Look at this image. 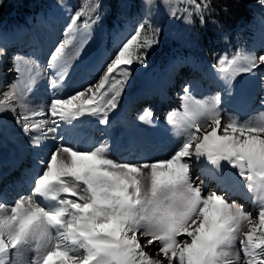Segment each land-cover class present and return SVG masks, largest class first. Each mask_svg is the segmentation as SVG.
<instances>
[{"label":"snow or ice","instance_id":"6c2138e0","mask_svg":"<svg viewBox=\"0 0 264 264\" xmlns=\"http://www.w3.org/2000/svg\"><path fill=\"white\" fill-rule=\"evenodd\" d=\"M163 2L170 16L189 23L193 17L203 23L211 7L209 0ZM259 3L264 6V0ZM144 5L150 15L155 0H144ZM100 7V0H92L70 15L46 67L19 55L13 58L10 70L17 77L0 93V112H11L28 136L36 170L27 195L11 204L0 197V264H14L12 257L32 246L37 252L33 264H264V112L240 119L224 109L222 99L231 95L237 76L256 75L264 54L239 50L218 56L212 68L223 87L197 99L185 84L180 119L168 114L181 137L172 152L164 159L121 163L110 157L105 140L79 146V118L90 115L109 125L132 65H146L160 30L145 16L95 67L85 47L101 19ZM4 54L0 48V57ZM78 67L95 72V79L68 92L70 71ZM40 80L47 82L49 100L30 108L28 96ZM153 117L145 108L138 119L151 125ZM49 139L51 148L45 144ZM197 168L224 191L205 193L200 177H194ZM237 183L257 206L255 215L226 198Z\"/></svg>","mask_w":264,"mask_h":264},{"label":"rangeland","instance_id":"374dc122","mask_svg":"<svg viewBox=\"0 0 264 264\" xmlns=\"http://www.w3.org/2000/svg\"><path fill=\"white\" fill-rule=\"evenodd\" d=\"M109 1L110 0H100L101 7L99 9V14L101 19L93 26L91 38L85 47V52L88 53L86 58L88 62L95 67H99L109 58L121 43L134 32L136 27L143 22L145 16H148L154 27L160 30L157 35L159 43L148 49L146 65H132V76L124 91L126 95L123 93L124 95H122L120 100L121 108L127 109V112L130 113V118L127 123L128 127L149 137L153 140V142H151L155 144L157 138L168 136L169 133H161L153 129L152 124L149 125L140 122L138 116L142 112L132 111V107L136 109L141 103L147 102V99L144 98L149 96V92L153 90L156 93L162 94L164 88L167 86H169V88H166V92L169 96L177 100L178 105L182 104L180 97L185 84L190 85L191 90L197 89L203 92V95L200 97L204 99L220 90L223 87V82L217 79L216 70L212 68V65H209V72L211 75L207 73L201 74L199 72V66L202 65L198 63L196 65H188L186 63L179 64L177 61L172 62L171 60L174 58V55H170L168 59L164 62H159L158 65L154 64L156 57H161L160 54L165 52L167 47L170 49L173 48L174 42L178 43L181 51L185 50L187 52H191L192 47L196 45L189 30L190 23L182 16L180 18L170 16L169 7L163 0H155V6L152 7L150 15L145 8L144 0H117L115 9L111 10H109ZM91 2L92 0H0V15L4 16L9 13L10 8L24 10V13L19 19L20 21L16 23L12 24L6 22V19H0V24L4 26L3 30L0 29V48H3L5 51L3 57H0V93L6 91L8 86L16 80L17 73L10 70L13 67L14 57L19 55L25 59H31L37 62L42 68L46 67L43 59L47 61L49 52L53 49V46L62 40L60 35L64 25L68 23L70 15L82 6L86 9L87 5ZM256 4V18L249 26L252 32L251 36L242 42L237 51L243 50L245 52H254L259 55L264 54V6L259 3V0H256ZM177 6L183 7V5ZM49 19L53 21V27L51 28H48L45 23V21ZM83 19L84 17H81V22ZM33 21L35 22L34 29L38 35H34V37H37L38 42H36V38H34L35 41L32 40L29 46L21 50L14 49L13 46L8 45L13 40L14 34L15 36L20 33L24 34L25 30L30 29L29 26L32 25ZM148 34H151L150 31ZM18 37L19 36L16 38ZM197 46H199V43ZM90 52H93V54ZM175 54H178V52H175ZM231 54L233 53H229V55ZM75 63L79 65V62ZM95 76V72H85L78 67L77 70L70 71V77L66 82V86L69 88L79 84L87 86V82L89 80L90 82L94 81ZM261 77H264V65L256 70V75L242 73L237 76L233 81L231 95H222L224 109L229 114L239 117L237 113L251 109L256 104L260 105L261 100L264 99V87L261 86ZM180 83H183V85L179 86ZM133 91H142L143 94L141 95L140 93L135 100H132L131 92ZM43 96H45V99H41ZM49 97L50 92L47 88L46 80H40L35 85L32 93L28 96L29 107H37L36 105L40 103V100L43 101L42 103L45 106ZM178 105L175 106V108L178 107ZM146 108H149V106ZM172 110L173 109L166 110L165 115L169 114ZM10 113L11 112L7 111L0 112V148H7L9 145L3 143L1 138L4 140H8L9 138L6 135L3 136L2 130L7 127L6 118ZM120 121L122 122L124 119ZM117 127L120 130V127ZM117 127H115L114 135L117 134L115 132L118 129ZM102 128L104 129V126ZM90 136L91 135L84 136L83 140ZM17 137L19 142L22 143L24 142L23 139H26L27 136L23 133H18ZM171 138L174 142L172 148H175L181 140L177 130L171 133ZM45 142V144L48 145V143L52 141L49 139ZM165 146L168 147L169 151L172 149L170 148L171 144H166ZM4 148L1 151L4 150L3 152L6 154L7 149ZM158 148L153 147V150H157ZM148 153L150 152H146V154ZM109 155L111 158L113 157L111 151ZM114 159L116 158L114 157ZM25 165L26 162L20 167L22 170L25 167L22 172L23 181H25L27 177L25 170L28 168ZM29 170H31L30 167ZM209 186L210 188L214 186V189L217 190L216 185H212V182ZM233 187L241 188L243 186L237 183ZM30 190L31 184L27 187L26 192L29 193ZM244 192L247 194L246 189ZM25 193L19 194L15 200L18 199L20 195H27ZM227 199L230 203H233V201L236 203V200L231 196H228ZM235 248H239L238 241L235 244ZM36 256L37 252L35 246L25 247L20 249L17 254L12 257V260L14 264H33Z\"/></svg>","mask_w":264,"mask_h":264},{"label":"bare ground","instance_id":"6f19581e","mask_svg":"<svg viewBox=\"0 0 264 264\" xmlns=\"http://www.w3.org/2000/svg\"><path fill=\"white\" fill-rule=\"evenodd\" d=\"M19 47V46H18ZM90 51V50H89ZM95 52V51H94ZM86 53V52H85ZM93 54V52H90ZM86 53V57H87ZM91 57V56H90ZM88 57V58H90ZM93 57V56H92ZM90 61V60H89ZM92 61V60H91ZM81 77V76H80ZM42 82V81H41ZM38 83V82H37ZM42 84V83H41ZM82 84L75 85L71 88H67L68 92H73L74 90L81 89L84 86H81ZM125 94V93H124ZM123 94V95H124ZM126 95V94H125ZM41 99H45V96H43ZM155 119L160 120L159 124L160 127H165V122L163 120V113L162 108L163 106L168 102L165 96H161L159 98H156L155 100ZM40 103H38L37 107H42L44 104L43 101L40 100ZM110 118H112V123L110 128L100 125L99 123L92 126L94 121L97 119L96 117L85 115L83 117L79 118V121H82V123L79 124L80 127L87 128L86 133H91L90 139L85 141L80 145L81 148H90L95 144H98L100 141L105 140L110 145V151L113 154L114 157L118 160V162L124 163V162H131V163H138L141 161H148V157L150 153L146 154V148L141 143L140 136L134 135L132 133H126L125 136L116 134L114 135L115 127L119 126L120 132L124 131L122 129L124 127V121H120L124 119V112L116 111L114 113H109ZM7 127L4 129V132L7 133L10 137H17L18 133H23L21 130V127L19 124L16 123L15 116L10 113L7 115L6 118ZM74 123H78L77 121H74ZM65 128H68L67 125L64 126ZM156 127V126H155ZM153 131V130H152ZM117 133V132H116ZM3 134V133H2ZM24 134V133H23ZM26 136V135H25ZM82 135L79 134V137L81 138ZM28 136L26 139H23L24 142H19V140L11 139V145L9 147H13V150L10 151L9 147L6 148V154L4 156L0 155V197L4 199L7 203H12L14 200V195L19 193L21 190V179H20V171L18 168H16L19 163L22 161H29V167L31 170L35 172V165L34 161L36 159V153L31 148L28 142ZM3 139V138H1ZM22 140V141H23ZM26 140V141H25ZM153 142V141H152ZM46 143V142H45ZM48 148H51L52 142L48 143ZM3 149L0 148V151ZM4 151V150H3ZM29 159V160H28ZM159 158L153 159L157 160ZM152 161V160H150ZM19 167V166H18ZM199 176L200 179L198 183H201V186L203 189L208 188L210 185L209 178L201 174V169L197 168L194 169V177ZM214 190V189H213ZM211 192V191H210ZM237 195L239 193H236ZM256 214V212H251ZM25 252V251H24ZM153 254H155V249H152Z\"/></svg>","mask_w":264,"mask_h":264},{"label":"trees","instance_id":"16d2710c","mask_svg":"<svg viewBox=\"0 0 264 264\" xmlns=\"http://www.w3.org/2000/svg\"><path fill=\"white\" fill-rule=\"evenodd\" d=\"M246 4H249V0H243ZM211 5L210 9L204 13L205 26L198 30L199 36L206 43L204 44L205 49L208 53L212 52V48L216 46L220 51V46L210 44L208 40V33H210L211 23L210 21H218L220 23L236 24L242 22L245 24L250 17L249 12L252 9H247L246 5L238 0H209ZM11 9V8H10ZM200 21L198 17H194L192 21ZM235 29V26L233 27Z\"/></svg>","mask_w":264,"mask_h":264}]
</instances>
